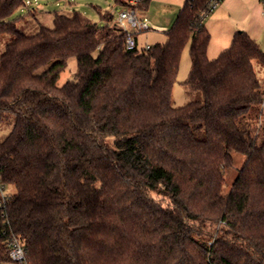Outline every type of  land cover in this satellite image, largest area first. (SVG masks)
Returning a JSON list of instances; mask_svg holds the SVG:
<instances>
[{"label":"trees","instance_id":"obj_1","mask_svg":"<svg viewBox=\"0 0 264 264\" xmlns=\"http://www.w3.org/2000/svg\"><path fill=\"white\" fill-rule=\"evenodd\" d=\"M128 5L125 0H118ZM143 3L139 1L136 8ZM24 0H0V181L27 264H264V51L245 31L208 58L210 0H186L167 41L129 51L104 27L56 13L54 27L17 29ZM135 36V34H134ZM183 82L201 101L174 105ZM75 80L58 85L69 58ZM234 153L246 157L228 194Z\"/></svg>","mask_w":264,"mask_h":264},{"label":"rangeland","instance_id":"obj_2","mask_svg":"<svg viewBox=\"0 0 264 264\" xmlns=\"http://www.w3.org/2000/svg\"><path fill=\"white\" fill-rule=\"evenodd\" d=\"M25 5L17 10L12 19L17 20V29L27 35L36 34L41 26L54 27V15L56 13L72 16L74 11L81 13L92 22L101 27L106 22L101 18V14L110 13L117 21L119 14L123 10L132 9L134 2L140 0H125L128 5H123L118 0H24ZM143 3L136 7L137 17L145 20L150 27L149 31L137 32L135 38L138 42L139 50L146 46H155L167 41V33L172 29L183 8L186 0H142ZM135 6V5H134ZM220 6V5H219ZM216 11V10H215ZM213 14V13H212ZM205 19L208 20L211 15ZM134 32L132 29H130ZM11 35L0 37V56L4 53L6 45L11 41ZM190 44L182 52L180 70L177 81L173 88V99L176 107L184 106L188 103L201 101L202 95L199 92H189L183 85L187 80L191 70ZM256 70L260 81L264 87V67L256 63ZM78 71V62L75 57L67 61L65 69L60 73L58 85L63 86L71 80H75ZM12 123L0 130V141L3 140L11 130ZM235 165L226 172V183L223 187V194H228L233 186V182L238 171L245 163L246 157L234 153Z\"/></svg>","mask_w":264,"mask_h":264},{"label":"crops","instance_id":"obj_3","mask_svg":"<svg viewBox=\"0 0 264 264\" xmlns=\"http://www.w3.org/2000/svg\"><path fill=\"white\" fill-rule=\"evenodd\" d=\"M205 25L211 35L210 60L230 47L238 31L247 32L264 51V0H223Z\"/></svg>","mask_w":264,"mask_h":264},{"label":"built area","instance_id":"obj_4","mask_svg":"<svg viewBox=\"0 0 264 264\" xmlns=\"http://www.w3.org/2000/svg\"><path fill=\"white\" fill-rule=\"evenodd\" d=\"M132 3V0H130ZM223 0H210V10L215 11ZM139 1L134 2L133 5H137ZM132 7V6H130ZM118 25L128 34L126 47L129 51H134L138 48V42L135 38L134 34L137 32H145L149 31V24L145 20H140L137 17V11L133 7L132 9L123 10L116 21ZM132 29L134 32H132ZM151 46H146L143 49L148 50ZM142 49V50H143ZM10 200V191L9 187L0 181V218L4 220V222L9 224L8 221V202ZM4 244L9 249V259L10 264H27L26 261V246L24 242L18 238L17 236L10 234L7 230L2 232Z\"/></svg>","mask_w":264,"mask_h":264}]
</instances>
